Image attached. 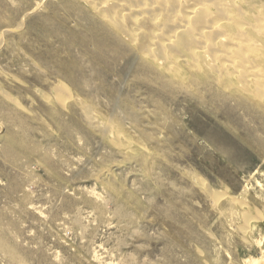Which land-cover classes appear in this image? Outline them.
Instances as JSON below:
<instances>
[{
	"label": "rangeland",
	"instance_id": "374dc122",
	"mask_svg": "<svg viewBox=\"0 0 264 264\" xmlns=\"http://www.w3.org/2000/svg\"><path fill=\"white\" fill-rule=\"evenodd\" d=\"M67 4L0 0V264H259L231 201L264 214V116L162 91Z\"/></svg>",
	"mask_w": 264,
	"mask_h": 264
},
{
	"label": "bare ground",
	"instance_id": "6f19581e",
	"mask_svg": "<svg viewBox=\"0 0 264 264\" xmlns=\"http://www.w3.org/2000/svg\"><path fill=\"white\" fill-rule=\"evenodd\" d=\"M68 3L67 13L91 22L88 30H93L96 48L109 47L116 58L126 62L136 59L141 70L155 74L162 91H171L174 84L191 88L194 83L207 89L205 103H220L215 109L220 110L225 104L231 108L230 103L235 102V108L240 107L244 113L264 116L261 0H68ZM2 42L1 37L0 45ZM59 91L67 95V90ZM175 93L176 90L171 92ZM231 202L240 207L244 217L240 231L246 238L255 223L264 221V214H251L245 201L233 198ZM258 242L262 246L259 264H264V241ZM254 260L250 257L246 262Z\"/></svg>",
	"mask_w": 264,
	"mask_h": 264
}]
</instances>
